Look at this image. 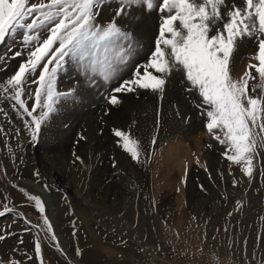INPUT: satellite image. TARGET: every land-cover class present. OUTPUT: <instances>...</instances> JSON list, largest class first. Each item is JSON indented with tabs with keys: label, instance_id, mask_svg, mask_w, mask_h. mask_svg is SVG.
Here are the masks:
<instances>
[{
	"label": "rangeland",
	"instance_id": "374dc122",
	"mask_svg": "<svg viewBox=\"0 0 264 264\" xmlns=\"http://www.w3.org/2000/svg\"><path fill=\"white\" fill-rule=\"evenodd\" d=\"M118 6V0H105L101 22ZM118 23L140 45L129 62L111 82L97 77L90 84L69 61L57 75V91L76 88L78 96L58 102L35 140L25 124L31 117L14 108L15 101L0 88V211L4 205L12 209L0 216L6 237L0 241V264H41V258L43 264H264V149L258 150L249 180L208 133L203 109L196 107L200 97L185 92L181 72L168 77L162 100L147 90L114 93L121 80L133 78L150 60L160 14L133 8ZM24 31L0 45V85L26 59ZM17 50L24 55L15 57ZM256 51L252 41L240 44L235 78L256 63L251 59ZM39 71L22 97L29 106L37 88L31 81L38 80ZM110 94L121 104L110 105ZM117 128L130 129L141 141L139 162L117 142ZM180 147L191 150V158L169 172L172 153ZM32 195L41 198L45 213ZM45 215L56 240L43 230Z\"/></svg>",
	"mask_w": 264,
	"mask_h": 264
},
{
	"label": "snow or ice",
	"instance_id": "6c2138e0",
	"mask_svg": "<svg viewBox=\"0 0 264 264\" xmlns=\"http://www.w3.org/2000/svg\"><path fill=\"white\" fill-rule=\"evenodd\" d=\"M104 4L105 0H0V45L22 28V44L28 49L18 71L0 88L15 101L14 108L31 117L32 123L25 124L32 129V139L57 111L60 100L78 96L76 88L57 91V75L64 66L69 61L78 64L90 84L97 77L111 82L140 46L134 33L118 19L130 17L133 8L156 10L160 14L159 32L150 60L134 70L133 78L121 80L113 92L147 90L162 100L168 77L174 71L181 72L185 92L195 91L200 97L196 107L203 109L208 133L225 146L222 155L232 164L242 165L251 180L253 161L258 150L264 149V0H241L240 4L235 0H118L112 18L101 22ZM246 41L257 47L251 57L256 63L250 62L242 76L235 78L234 53ZM23 55L19 50L14 52L15 57ZM38 69V80L31 81L37 88L29 97L34 103L29 106L22 97ZM121 102L117 95H109L110 105ZM37 109L41 112L34 115ZM113 134L123 150L139 162L143 146L131 130L117 128ZM151 143L155 145L156 139ZM237 183L233 181L234 186ZM29 198L40 213H45L39 196ZM3 207L0 216L12 211L7 205ZM43 222V230L56 240L47 215ZM4 239L0 232V241ZM34 248L37 254L42 252L40 239Z\"/></svg>",
	"mask_w": 264,
	"mask_h": 264
},
{
	"label": "bare ground",
	"instance_id": "6f19581e",
	"mask_svg": "<svg viewBox=\"0 0 264 264\" xmlns=\"http://www.w3.org/2000/svg\"><path fill=\"white\" fill-rule=\"evenodd\" d=\"M173 157L171 160V163L169 164V172L172 171L173 168H178L179 170L182 167V165L189 161V158H191V150L186 149L185 147H180L179 149H176L174 153H172Z\"/></svg>",
	"mask_w": 264,
	"mask_h": 264
}]
</instances>
